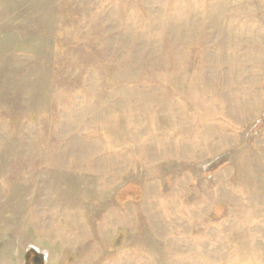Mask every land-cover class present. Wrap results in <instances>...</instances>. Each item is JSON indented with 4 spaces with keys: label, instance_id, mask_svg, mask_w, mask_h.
Listing matches in <instances>:
<instances>
[{
    "label": "rangeland",
    "instance_id": "374dc122",
    "mask_svg": "<svg viewBox=\"0 0 264 264\" xmlns=\"http://www.w3.org/2000/svg\"><path fill=\"white\" fill-rule=\"evenodd\" d=\"M32 248L264 264V0H0V264Z\"/></svg>",
    "mask_w": 264,
    "mask_h": 264
},
{
    "label": "flooded vegetation",
    "instance_id": "af4514ba",
    "mask_svg": "<svg viewBox=\"0 0 264 264\" xmlns=\"http://www.w3.org/2000/svg\"><path fill=\"white\" fill-rule=\"evenodd\" d=\"M24 264H44V262L42 257L33 251V253L29 252V254L26 255Z\"/></svg>",
    "mask_w": 264,
    "mask_h": 264
},
{
    "label": "water",
    "instance_id": "95a60500",
    "mask_svg": "<svg viewBox=\"0 0 264 264\" xmlns=\"http://www.w3.org/2000/svg\"><path fill=\"white\" fill-rule=\"evenodd\" d=\"M34 251H36L41 257H42V259H44V257H45V254L44 253H40V252H38V250L37 249H35V248H32ZM25 257H26V255H25Z\"/></svg>",
    "mask_w": 264,
    "mask_h": 264
}]
</instances>
